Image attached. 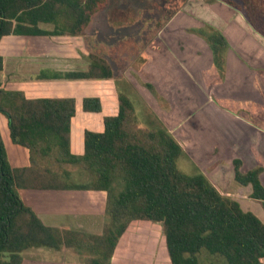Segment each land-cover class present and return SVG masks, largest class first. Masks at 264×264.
I'll list each match as a JSON object with an SVG mask.
<instances>
[{
  "label": "trees",
  "instance_id": "obj_1",
  "mask_svg": "<svg viewBox=\"0 0 264 264\" xmlns=\"http://www.w3.org/2000/svg\"><path fill=\"white\" fill-rule=\"evenodd\" d=\"M240 13L253 32L264 39L261 0H219ZM107 0H0V39L4 36H80ZM52 25L51 30L40 27ZM213 56L208 83L222 81L228 44L209 25L195 31ZM85 72L54 74V78L111 79L109 64L89 55ZM3 60L0 56V72ZM154 94V89L147 84ZM114 116L103 118V131H84L83 154L70 151L73 98L27 99L0 88V114L9 138L28 151L27 167L11 168L0 134V264H22L21 253L32 248L79 251L87 244L88 264H110L121 236L133 221L159 223L170 264H201L208 256L223 264H264V224L239 203L221 195L200 172L186 175L177 167L183 150L161 126L139 128L131 100L117 95ZM82 111L99 113L96 97L82 99ZM233 161L234 180L251 186L250 198L262 203L261 167L246 173ZM75 168L89 180L72 179ZM19 189L95 191L106 194V222L100 234L48 227L26 206Z\"/></svg>",
  "mask_w": 264,
  "mask_h": 264
},
{
  "label": "crops",
  "instance_id": "obj_2",
  "mask_svg": "<svg viewBox=\"0 0 264 264\" xmlns=\"http://www.w3.org/2000/svg\"><path fill=\"white\" fill-rule=\"evenodd\" d=\"M165 1L170 2L171 0H163L162 5ZM117 2H119L117 5L124 8L120 1ZM107 5L92 16L91 21L80 36L9 35L0 39V56L3 60V69L0 72L1 89L20 92L27 99L73 98L75 100V115L70 122V151L76 156L83 154L84 131L102 132L103 118L114 116L117 113V95L121 92L117 91L113 82L114 72L111 64L106 57L100 55L101 53H92L85 49L88 39L93 37V35L86 34L87 29L93 18L105 10ZM158 22L156 23V40L149 46V50L152 49L154 53L150 55L149 50L148 53H145L148 56V61L151 59V63L154 62L155 54L160 55L162 52L160 49L162 44L157 46L158 34L162 29L167 32L166 36L171 37L175 34L181 38L179 42L177 40L175 42L176 46H180L181 52L183 51L182 46L185 47L188 44L193 47L192 56H187L186 59L189 64L182 68V71L187 73V79H189L188 74H192L190 69L196 72L198 69L202 84L205 86L210 88L215 86L227 87V95L210 98V107L206 110L212 118V122L210 121L212 126H216V119L219 117L225 120L228 128H230L227 135L225 131H221L220 135L226 140L228 151L231 154L229 159L233 181L235 182L233 161L239 160L242 173L256 167L262 168L259 174V182L264 188V39L253 32L240 13L219 0H184L165 22L161 25H158ZM44 25L48 24H41L40 27L45 30L52 29L43 28ZM205 25L219 31L228 44L225 54L224 76L220 82L214 80V74L212 83H208L204 77L205 73H212L213 56L207 42L195 31L204 28ZM172 41L171 38L170 45L167 44V46L173 47L174 42L172 43ZM120 45V42L111 45L116 48L113 54L115 61H118V58L120 60L122 58L124 61L123 56L129 51L118 50ZM170 50L174 52L172 48ZM90 54L97 55L109 64L113 72L111 79L53 77L54 74L64 75L70 72L87 71L90 64ZM83 58L88 60L87 64L85 63V69L83 71L75 70V62H80ZM170 60L172 62L171 56H167V61ZM6 62H9V71L5 69ZM165 70V77H167L166 74L171 75L169 68ZM149 73L151 78L156 77L152 72V67ZM123 94L126 95V93ZM86 97L99 99L101 105L99 113L82 111V99ZM79 104L80 111L77 108ZM0 126L5 131L7 130L5 135L10 146L6 145L1 129L0 134L11 168L27 167L29 165L28 151L11 142L7 120L2 114H0ZM216 165H220V163ZM235 184L238 189H243L246 194L247 208L243 210L253 213L264 224L263 205L261 202L250 198L251 186H241L236 182ZM21 190L58 191L19 189L20 195ZM59 192L65 194L57 195L58 199L55 201L57 203L55 206L58 209H55V220L40 207L41 202L38 195H29L30 198L27 201L24 199L22 201L31 208L45 226L85 234H100L105 223L106 194L104 192L72 190H59ZM236 201L239 203L238 200ZM62 203L64 206L61 209L58 204ZM54 221L55 225L52 224ZM59 264H72V260L70 259V262L67 263L66 259H62ZM110 264H170L161 225L148 221L131 222L119 239Z\"/></svg>",
  "mask_w": 264,
  "mask_h": 264
},
{
  "label": "rangeland",
  "instance_id": "obj_3",
  "mask_svg": "<svg viewBox=\"0 0 264 264\" xmlns=\"http://www.w3.org/2000/svg\"><path fill=\"white\" fill-rule=\"evenodd\" d=\"M117 1H120L124 8L117 5L119 3ZM183 1H165L163 7V0H108L106 9L93 18L87 29L86 34L93 37L88 39L85 49L88 52L101 53L100 55L108 59L114 72L113 82L117 91L126 93L134 106L137 126L147 128L162 125L183 148L185 154L177 160L178 169L186 175L201 172L221 195L238 200L244 209L247 208L246 194L243 189H238L233 181L229 159L231 154L226 140L220 135L221 131H225L227 135L230 128L225 120L219 117L216 119V126H212L210 124L212 118L206 110L210 107V98L227 95V87L224 86V89L223 86L214 88L205 86L202 84L198 69L197 72L190 69L192 74H188L189 79H187V73L183 72L182 68L189 64L186 59L187 56H192L193 47L188 44L182 46L181 52L180 46L175 44L176 40L179 42L181 38L175 34L171 37L166 36L167 32L163 29L158 34L157 46L162 44L160 55L156 53L152 63L151 59L148 61L147 54L145 55L149 46L156 40V23L159 21L158 25H161L165 22ZM261 1L264 5V0ZM42 27L48 29L52 28V25ZM171 38L172 43L174 42L173 47L167 46L170 45ZM116 42L121 43L118 50H129L126 52L128 55L125 53L123 56L124 61L122 58L121 60L118 58L119 62L113 59L116 48L111 45H115ZM171 48L175 53L170 50ZM153 53L150 49L149 54ZM167 56H171L172 62L167 61ZM87 62V58L75 62V70L83 71ZM148 65L152 67L155 78H151L149 73L151 67ZM167 68L171 75L166 74L165 77ZM5 69L10 70L9 62H6ZM147 84L153 86L155 94L147 88ZM75 99L79 102L77 98ZM77 108L81 110L80 104ZM0 129L6 145L10 146L5 135L7 130L5 131L2 126ZM217 163L220 165H216ZM70 170L73 181L85 183L89 180L86 173L75 168ZM64 194L59 191L21 190L19 195L24 201L30 198L29 195H38L40 207L55 220V209H58L55 206L57 195ZM58 205L62 209L64 203ZM104 220L107 221L106 215ZM52 224L55 225V221ZM21 256L22 264H59L62 259H66L67 263L71 259L72 264H88L93 257L87 244L82 245L79 251L74 248H62L60 251L32 248L23 251ZM200 262L223 264L222 261L205 255L201 256Z\"/></svg>",
  "mask_w": 264,
  "mask_h": 264
}]
</instances>
